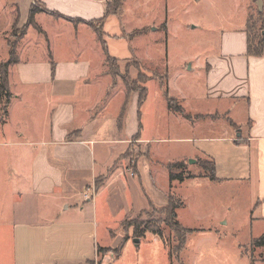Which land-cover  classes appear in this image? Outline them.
<instances>
[{"label": "rangeland", "instance_id": "1", "mask_svg": "<svg viewBox=\"0 0 264 264\" xmlns=\"http://www.w3.org/2000/svg\"><path fill=\"white\" fill-rule=\"evenodd\" d=\"M256 1L110 0L105 2L108 9L120 8L115 14H110L104 19L102 27L108 53L118 59L110 68L107 67L106 75L95 80L90 87L85 88L84 83L78 80L77 93L70 102L75 104L77 111L87 105L86 107H90L93 114L110 118L119 115L118 121L122 123L123 114L127 113L132 98V94L126 90L125 81L138 88L145 85L146 101L141 103L142 106H138L141 105L137 98L138 92L133 99L135 116L137 115V118L140 116L142 123L146 122L149 139L165 137L158 143L152 141L151 146L157 147L159 155L165 160L183 155L190 147V143L183 138L210 131H222L224 129L222 119L226 117L221 114L220 118L210 123L208 115L198 116L194 112H187L184 107L186 105L191 108H205L207 103L203 94V69L196 68L194 71L187 68L192 66V63L197 65L199 61L205 60L206 55L215 52L221 32L230 29L235 22H239L242 14L239 8L248 5L246 20L249 23L256 22ZM261 1L264 10V0ZM46 3L67 15L78 16L85 20L90 17L98 18L105 12H100L97 4L91 8V12H83L78 0H46ZM95 3L96 1L93 4ZM32 5L44 8L40 0H0V64L9 59V49L14 44L15 56H18L19 62L23 61L24 65H22L26 67L32 64L42 66L47 62L51 67L55 64L62 66L73 64L78 69L84 59L90 61L93 69L94 66H99L100 53L94 47L85 45L86 35H91L95 27H89L81 22L76 23L77 39H75L76 30L70 21L60 19L56 21L52 15L42 12L34 15V21L43 29L47 37L32 25L26 27L24 36L21 35ZM157 19L167 21L168 26L163 24L160 27L154 23L151 25V22ZM189 22L192 24L190 25ZM138 26L145 27V30L135 34L133 29ZM19 64L13 63L12 66L11 64L8 66L9 91L13 93L11 96L18 95V97H10L5 112L3 105L6 99L0 95V264H8L11 261L13 221L26 216L24 212H18L15 203L22 195H19L20 189L26 187L25 185L21 187L22 182L19 179L29 178L30 175L26 166L30 160L29 146H19L17 143L21 141L20 139H37L42 135L45 136L48 124L49 90L23 83L20 78L24 74L20 72ZM78 71L79 69L75 73ZM168 77L171 83L175 80L177 85L175 92L168 93L166 90ZM146 79L145 83L142 82ZM112 83L115 85L112 86ZM161 84H165L164 90L167 92L164 97ZM167 98L185 112V118L197 119L196 122L192 125L182 122L177 124L176 117L167 115L163 106ZM96 102L99 103L98 108H94ZM101 106L103 107L100 110ZM123 107L124 112L121 115ZM21 133L23 138L20 136ZM115 134L121 138L125 134L128 136V131H116ZM141 135H143L142 131ZM174 137L179 139H172ZM120 142L93 145L95 159H100L102 156L107 160L108 165L111 164L115 154L118 155L123 150L124 144ZM138 155V148L132 144L131 148L121 154L118 161L128 169L132 167ZM148 157L149 160L152 159V154L149 153ZM190 159L193 158L185 161L186 169L192 173L202 172L197 162L191 163L190 166ZM164 164L163 169L167 172L169 164ZM123 174L119 178L120 182L118 180V183L110 184L109 193L103 192L99 195L100 202L99 197L95 200L99 246L105 245V237L108 238L106 232L109 237L118 235L112 244L114 249L105 247L98 255L101 259L96 260L95 264L261 263L264 248L257 247L253 243L261 236L260 230L263 229L264 224L252 222L254 212H248L247 186L241 184L225 187L224 184H212L209 187L181 185L173 188L168 186V177L157 175L155 185L158 188L163 192L167 191L169 195L172 194L175 204L183 200L178 219L182 226L191 227V231L186 235L184 248L178 254L174 249L175 233L164 221L167 211L163 207L149 204L144 207L143 199L136 194L132 185L127 190L124 184L123 179H126L127 183L133 181L137 184L136 176H130L128 170L127 173L123 171ZM104 177V174L100 175L95 182H92L88 174L85 180L91 183L87 186V191L92 192V189L102 183ZM154 189L155 186L153 189L149 186V192L145 193L147 197L156 198ZM178 193L180 196H177ZM77 195V193L73 194V197L77 199ZM130 195L133 198L132 203H130ZM12 205L17 212H12ZM34 219H39V215ZM151 223L161 228L165 239L146 230L138 237L141 238L138 248L135 247L134 242L126 243L124 246L122 244V248L118 247L121 236L131 237V240L135 238L132 237L133 225L144 226ZM153 235H156V238H153ZM155 242L159 244L156 245ZM162 242L170 252V256L161 248Z\"/></svg>", "mask_w": 264, "mask_h": 264}, {"label": "crops", "instance_id": "2", "mask_svg": "<svg viewBox=\"0 0 264 264\" xmlns=\"http://www.w3.org/2000/svg\"><path fill=\"white\" fill-rule=\"evenodd\" d=\"M94 1H96L95 4H93ZM109 1L78 0V4L83 12H91V8L96 4L99 5L100 12H102L105 11L107 5L104 3ZM41 2L49 11L58 12L71 18H80L52 8L46 3V0H41ZM247 6L239 8V12H242L239 22H235L230 29L221 32L219 45L215 52L206 55L204 61H199L197 65L192 63V66L187 68L194 71L196 68L198 70L203 69V94L207 101L205 108L184 106L187 112H194L198 116L208 115L210 123L224 114L226 115L222 119L224 129L183 138L190 143L188 151L171 160L162 159L163 157L158 153V148L151 146L152 141L158 143L165 137L149 139L146 122L142 123L139 119L140 116L139 118L137 115L135 116L133 99L137 95V91L131 92V105L127 113L123 114L122 123L118 121L119 115L110 118L93 114L90 107H86L87 105L77 111L75 104L70 102L77 93L78 80L84 83L85 88H88L95 80L106 75L105 54L94 31L91 35H86L85 41L86 47H94L101 55L98 59L99 66H94V69L88 59H84L81 63L78 73H75L78 69L73 64L64 66L55 64L51 67L50 63L45 62L42 66L32 64L26 67L23 66V61L19 62L17 56L14 65L21 63L19 64L20 72L24 74L20 78L21 81L26 84H33L34 87L46 88L49 90L50 99L48 100V124L45 136L42 135L37 139H20L21 141L17 143L19 146H29L30 160L26 166H28V174L30 175L29 178L19 179L22 182L21 187L22 185L26 187L20 189L19 195H22L19 196L20 200L15 205L18 212H24L26 216L13 221L11 227V261L8 264H84L88 260L101 259L96 249L99 246L97 240L98 224L95 214L97 210L96 198L103 192L109 193L110 184L118 183V180L120 182L119 178L124 175L123 171L127 173L128 170L130 176H136L138 183L135 184L133 181L127 183V180L123 179L126 189H130L129 186L132 185L136 194L143 199L144 207L148 204L164 207L168 202L169 194L155 185L156 177L159 174L168 177V171L163 169L164 163L172 164L186 161L188 158H193L194 162H197L198 159H212L215 179H209L206 176H193L182 181H169L168 178L169 187L175 188L181 185L191 187L205 185L209 187L212 184H224L226 187L243 184L247 186L248 190V212H254L252 222L264 224V40L261 55L248 53ZM116 11L109 13L105 18L110 14H115ZM104 14L105 12H103ZM102 16L90 17L86 21L99 19ZM54 19L56 21L59 19L68 21L63 17H54ZM166 22L157 19L151 22V25L154 23L160 27L163 24L168 26ZM81 24L85 23L81 22ZM189 24L191 25L192 22ZM74 27L76 30L75 39H77V26L74 25ZM133 30L135 34H140L141 31L145 30V27L138 26ZM41 34L47 37L44 31ZM102 35H104L103 31ZM104 42L106 45L105 40ZM109 56L118 59L113 55ZM8 84L10 89L9 68ZM166 84L168 93L169 91H176L175 80L171 83L168 77ZM161 85L164 97L167 92L164 90L165 84ZM11 94L13 93L11 92ZM14 97L17 98L18 95ZM144 100L146 101L144 98L142 102ZM142 104L138 106H142ZM98 106L99 103L96 102L94 108H98ZM163 106L167 115L176 117L177 124L182 122L192 125L197 120L187 119L179 112L170 109L167 100L163 102ZM137 112L139 114V110ZM116 131H128V136L125 134L120 138L115 134ZM141 131L143 135H141ZM20 136L23 138V134ZM172 139L179 138L174 137ZM117 141H121L120 143H123L124 147L118 155L115 154L111 164L108 165L107 160L102 156L100 159H95L93 145L116 143ZM132 144L138 148L139 155L132 167L125 169L124 164L119 163L118 160L125 150L131 148ZM149 153L152 154L150 160ZM199 173L192 174L198 175ZM88 174H90L92 182H95L100 175L104 174L105 176L102 183L96 186L92 192L87 191V186L91 183V181L85 180ZM148 184L151 189L155 186L156 198L147 197ZM76 193L78 194L77 199L73 197V194L76 195ZM177 196L180 194L178 193ZM132 200L131 196L130 203ZM182 205L176 210L177 219ZM12 212H17L13 205ZM37 215H39V219H34ZM260 232L264 233V227ZM105 234L108 238L105 237L103 247L114 249L112 244L118 235L115 238L114 236L109 237L108 232ZM155 236L153 235V238H156ZM140 241L141 238L135 242L130 237L121 241L118 247L122 248V244L124 246L126 243L134 242L135 247L138 248ZM155 244L158 245L159 243L155 242ZM160 245L169 254L164 243L162 242ZM257 247L264 248V246ZM260 261V264H264V256Z\"/></svg>", "mask_w": 264, "mask_h": 264}, {"label": "trees", "instance_id": "3", "mask_svg": "<svg viewBox=\"0 0 264 264\" xmlns=\"http://www.w3.org/2000/svg\"><path fill=\"white\" fill-rule=\"evenodd\" d=\"M122 1L123 0H120V2ZM118 8L119 7H114L111 10V9H108L106 6L105 14L101 18L83 21L80 18H71V17L63 16L62 14L58 12L49 11L45 7L42 8L40 6L32 5L29 9L27 23L24 25V29L21 35H24L26 31V27L28 25H32L39 33H43V30L41 29V27L34 21V15L39 12L48 13L54 16L55 18L63 17L67 19L68 21H70L73 25H76V23H79V22H84L89 27H95L94 32L96 34V38L100 42L102 50L105 54V61H106L107 67L110 68L116 59L112 58L107 53L106 45H105V42L103 40V35H102V24H103V21L106 15H108L111 12H115ZM256 16H257V21H256L257 23L256 22L249 23L248 21L246 22L247 51L249 54H252V55H261L262 48H263V40H264V10L263 8L261 10H258V8H256ZM249 18H251L250 15H249ZM16 61H17V57L15 56V47L13 44L10 46V49H9V59L0 64V95H3L4 98L6 99L3 105L4 112L6 111V106L8 105L10 97H12L11 92L9 91V84L7 80L8 66L10 64L15 63ZM146 81L147 79L142 82L145 83ZM112 85L114 84L112 83ZM125 87L129 94H131V92L133 91H137L139 103H142V100L146 97V87L145 86L138 88L137 86L132 85V83L125 81ZM167 105L170 109L177 111L183 116H185V113L181 110V108L178 105L174 104L171 99L167 98ZM121 112H122L121 113L122 115L124 112V107ZM197 163L202 168V172H200L198 175L192 174L189 170L186 169L185 161H179V162L169 164L167 167L169 181H172V180L182 181L185 178H190L193 176H207L209 179H215L214 162L212 159L210 158L209 159H198ZM174 169H177V171H175ZM180 205H182V202H179V204H175L172 200V195H169L168 202L163 207V209L167 211L165 212L166 213V218L164 219L165 224L170 228L172 232L175 233L176 246L174 247V249L176 250V253L178 254L184 247L186 235L191 231L190 228L182 226L177 219L176 209ZM133 226L134 227L132 231V236L135 238L142 236L146 230H149L150 232L159 236V238L165 239L163 237L161 228L156 226L154 223L146 224L144 226H140V225L139 226L133 225ZM127 239H128V236L124 235L121 238V241H125ZM253 244L255 246H264V233L261 234V236H259L257 239H255ZM96 249H97V253H100L105 248L101 246H97ZM169 249H171L170 245H169ZM169 256H170V252H169ZM87 263L95 264V261L88 260Z\"/></svg>", "mask_w": 264, "mask_h": 264}, {"label": "water", "instance_id": "4", "mask_svg": "<svg viewBox=\"0 0 264 264\" xmlns=\"http://www.w3.org/2000/svg\"><path fill=\"white\" fill-rule=\"evenodd\" d=\"M256 5H257L258 10L262 9V1L261 0H257L256 1ZM193 162H194V160L190 159V163H193ZM133 241L137 242V241H139V239L138 238H133Z\"/></svg>", "mask_w": 264, "mask_h": 264}, {"label": "built area", "instance_id": "5", "mask_svg": "<svg viewBox=\"0 0 264 264\" xmlns=\"http://www.w3.org/2000/svg\"><path fill=\"white\" fill-rule=\"evenodd\" d=\"M92 191H93V189H92ZM85 196H87V195H85Z\"/></svg>", "mask_w": 264, "mask_h": 264}]
</instances>
